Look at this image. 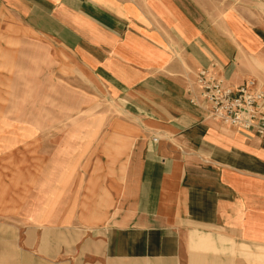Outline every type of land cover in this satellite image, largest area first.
<instances>
[{
  "label": "crops",
  "instance_id": "1",
  "mask_svg": "<svg viewBox=\"0 0 264 264\" xmlns=\"http://www.w3.org/2000/svg\"><path fill=\"white\" fill-rule=\"evenodd\" d=\"M29 38L115 111L81 139L6 132L0 264H264V140L196 85L264 89V0H0V48Z\"/></svg>",
  "mask_w": 264,
  "mask_h": 264
},
{
  "label": "rangeland",
  "instance_id": "2",
  "mask_svg": "<svg viewBox=\"0 0 264 264\" xmlns=\"http://www.w3.org/2000/svg\"><path fill=\"white\" fill-rule=\"evenodd\" d=\"M14 47V54L9 55L6 47L0 48V145L6 143V132L14 133L12 128L20 129V136L15 133L16 143L26 144L21 138L28 136L27 126L47 136L55 128H62L64 134L74 128L80 139L92 128L101 131L110 126L115 109L82 85L65 54L55 53L50 43L37 38L18 40ZM12 112L18 119H4ZM4 153L6 148H0V167L6 168L9 160ZM63 154L70 157L69 151Z\"/></svg>",
  "mask_w": 264,
  "mask_h": 264
},
{
  "label": "built area",
  "instance_id": "3",
  "mask_svg": "<svg viewBox=\"0 0 264 264\" xmlns=\"http://www.w3.org/2000/svg\"><path fill=\"white\" fill-rule=\"evenodd\" d=\"M196 85L212 119L264 140V89L256 87V81L232 87L203 69L197 73Z\"/></svg>",
  "mask_w": 264,
  "mask_h": 264
}]
</instances>
